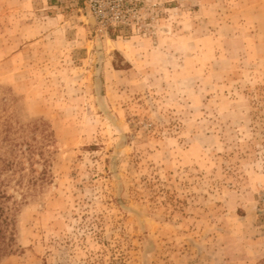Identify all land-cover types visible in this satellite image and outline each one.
I'll use <instances>...</instances> for the list:
<instances>
[{
	"label": "rangeland",
	"instance_id": "rangeland-1",
	"mask_svg": "<svg viewBox=\"0 0 264 264\" xmlns=\"http://www.w3.org/2000/svg\"><path fill=\"white\" fill-rule=\"evenodd\" d=\"M0 182V264H264V0H0Z\"/></svg>",
	"mask_w": 264,
	"mask_h": 264
},
{
	"label": "trees",
	"instance_id": "trees-1",
	"mask_svg": "<svg viewBox=\"0 0 264 264\" xmlns=\"http://www.w3.org/2000/svg\"><path fill=\"white\" fill-rule=\"evenodd\" d=\"M5 166H10L8 163ZM2 170V169H1ZM0 182V258L13 251L15 244V234L12 232L11 206L7 204L9 195L1 189Z\"/></svg>",
	"mask_w": 264,
	"mask_h": 264
}]
</instances>
